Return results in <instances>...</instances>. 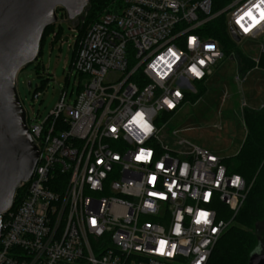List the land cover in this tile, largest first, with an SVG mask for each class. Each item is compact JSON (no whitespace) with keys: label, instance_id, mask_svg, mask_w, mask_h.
Returning <instances> with one entry per match:
<instances>
[{"label":"built area","instance_id":"obj_1","mask_svg":"<svg viewBox=\"0 0 264 264\" xmlns=\"http://www.w3.org/2000/svg\"><path fill=\"white\" fill-rule=\"evenodd\" d=\"M262 12L264 0L218 12L213 0H123L103 13L70 68L88 78L74 103L63 91L40 121L21 100L40 157L23 199L0 212V264H208L251 184L210 150L163 145L158 120L224 58L206 24L226 13L231 37L264 42Z\"/></svg>","mask_w":264,"mask_h":264},{"label":"rangeland","instance_id":"obj_2","mask_svg":"<svg viewBox=\"0 0 264 264\" xmlns=\"http://www.w3.org/2000/svg\"><path fill=\"white\" fill-rule=\"evenodd\" d=\"M84 14L85 19L88 12ZM224 14L227 20L228 16ZM58 15L60 21L47 34L38 59L23 68L17 78L20 99L25 107L34 106L36 112L40 113V121L56 106L63 91L68 92L66 103L72 105L79 90L77 84L82 86L88 79L78 73L69 77L78 31L62 18V11H58ZM226 31L231 42L243 55L254 60L262 56V39H243L237 42L228 32V27ZM235 57L233 54L226 56L214 67L212 79L206 83L209 90L202 98L194 102L197 93H192L179 111L171 115H160L158 125L161 127L160 139L163 145L175 150L200 147L221 158L233 156L240 151L247 134L243 120L244 107L259 110L264 106V69H252L242 78ZM251 72H254L249 79L252 84L248 86L249 82L245 83V78ZM29 83L32 88H29ZM196 87L198 89L199 85L196 84ZM35 91L42 94L36 103L32 99ZM180 140L187 144H179ZM218 209L226 214L223 208ZM256 253L264 254L260 247L253 254Z\"/></svg>","mask_w":264,"mask_h":264},{"label":"water","instance_id":"obj_3","mask_svg":"<svg viewBox=\"0 0 264 264\" xmlns=\"http://www.w3.org/2000/svg\"><path fill=\"white\" fill-rule=\"evenodd\" d=\"M90 2L0 0V212L13 208L18 189L30 181L40 157L19 97L18 74L38 59L46 29L59 21L58 10L76 27ZM232 37L240 41L233 31ZM250 264H264V254H252Z\"/></svg>","mask_w":264,"mask_h":264},{"label":"trees","instance_id":"obj_4","mask_svg":"<svg viewBox=\"0 0 264 264\" xmlns=\"http://www.w3.org/2000/svg\"><path fill=\"white\" fill-rule=\"evenodd\" d=\"M231 0H213V12L223 9ZM123 7V0H91L86 13L79 17V24L74 27L78 31L76 37L73 62L76 57L80 41L86 35L88 28L99 20L105 12H119ZM64 16L66 12L63 9ZM225 14H221L211 20L203 28L204 34L216 39L222 48L224 57L237 54V68L242 78L258 67L264 69V51L258 60L243 55L240 50L231 42L227 35V20ZM54 29V25L46 29L44 40L47 34ZM59 33L56 34L58 38ZM72 62V63H73ZM72 66V65H71ZM208 91V87L201 82L197 89V98H202ZM189 100L188 97L186 99ZM174 113H165L171 115ZM244 124L247 134L240 151L230 157L222 158L229 172L238 173L251 184L247 198L235 217L236 224H232L221 237L216 245L208 264H250L251 255L259 247L264 253V106L259 109L244 107ZM165 117V116H164ZM27 185L18 189L15 198V207L20 203L26 193ZM14 207V208H15ZM232 214L227 213L230 218Z\"/></svg>","mask_w":264,"mask_h":264},{"label":"crops","instance_id":"obj_5","mask_svg":"<svg viewBox=\"0 0 264 264\" xmlns=\"http://www.w3.org/2000/svg\"><path fill=\"white\" fill-rule=\"evenodd\" d=\"M258 69V67L256 68V69H253V70H257ZM252 70V71H253ZM213 73H214V69H213ZM213 73L210 75V76H208L207 77V79L205 80V81H203V84H205L207 87L209 86V85H207L208 83H207V81H210L211 79H212V77L211 76H213ZM254 72H251V73H249L248 75H247V77L245 78V83H247L248 84V82H249V84H248V86L249 85H251L252 84V82L251 81H249V79H250V74H253ZM261 75H262V73H260ZM252 76V75H251ZM211 77V78H210ZM257 79H258V77H257ZM261 79V78H260ZM201 82H199V83H197L198 85L200 84ZM207 83V84H206ZM253 85H254V83H253ZM209 90V89H208Z\"/></svg>","mask_w":264,"mask_h":264},{"label":"snow or ice","instance_id":"obj_6","mask_svg":"<svg viewBox=\"0 0 264 264\" xmlns=\"http://www.w3.org/2000/svg\"><path fill=\"white\" fill-rule=\"evenodd\" d=\"M261 15L264 16V12H262ZM177 95H179V94L177 93ZM140 158H143V153L141 154V156L137 157V159H140ZM200 215L202 217H205L206 218V214L205 213H201ZM164 245H165V242L162 241L161 242V251H163Z\"/></svg>","mask_w":264,"mask_h":264}]
</instances>
